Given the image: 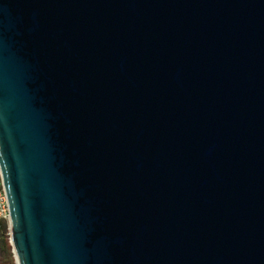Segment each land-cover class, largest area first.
<instances>
[{
	"label": "water",
	"instance_id": "water-1",
	"mask_svg": "<svg viewBox=\"0 0 264 264\" xmlns=\"http://www.w3.org/2000/svg\"><path fill=\"white\" fill-rule=\"evenodd\" d=\"M0 168L17 264H264V0H0Z\"/></svg>",
	"mask_w": 264,
	"mask_h": 264
},
{
	"label": "built area",
	"instance_id": "built-area-1",
	"mask_svg": "<svg viewBox=\"0 0 264 264\" xmlns=\"http://www.w3.org/2000/svg\"><path fill=\"white\" fill-rule=\"evenodd\" d=\"M5 229L10 230L11 236V213L0 168V235L3 234Z\"/></svg>",
	"mask_w": 264,
	"mask_h": 264
},
{
	"label": "rangeland",
	"instance_id": "rangeland-1",
	"mask_svg": "<svg viewBox=\"0 0 264 264\" xmlns=\"http://www.w3.org/2000/svg\"><path fill=\"white\" fill-rule=\"evenodd\" d=\"M2 241H6L8 243V247L10 249L11 256H9L7 254L0 256V264H17L16 258H15L14 252H13V246H12V242H11V236H10V230L9 229L4 231V233L2 235H0V244L2 243Z\"/></svg>",
	"mask_w": 264,
	"mask_h": 264
},
{
	"label": "trees",
	"instance_id": "trees-1",
	"mask_svg": "<svg viewBox=\"0 0 264 264\" xmlns=\"http://www.w3.org/2000/svg\"><path fill=\"white\" fill-rule=\"evenodd\" d=\"M6 230L7 229H5L4 231H6ZM6 254L11 256V252H10V249L8 247V243L6 241H2V243L0 244V256L6 255Z\"/></svg>",
	"mask_w": 264,
	"mask_h": 264
}]
</instances>
